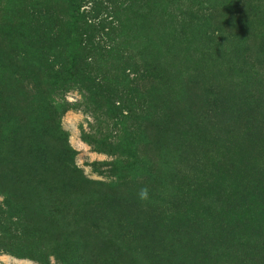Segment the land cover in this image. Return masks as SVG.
Here are the masks:
<instances>
[{
	"label": "trees",
	"instance_id": "1",
	"mask_svg": "<svg viewBox=\"0 0 264 264\" xmlns=\"http://www.w3.org/2000/svg\"><path fill=\"white\" fill-rule=\"evenodd\" d=\"M18 1L15 8L20 15L18 24L21 25L23 31L22 38L19 33L18 40L6 39V37L3 43L13 52H15L14 46L20 49L16 51V58L23 70L15 69L14 74L17 73L22 84L26 81L30 86H23L19 80L14 85V89L17 86V93L14 95L16 115L21 127L17 131L13 129L7 133L2 142L0 140V144L8 153H5L6 155L13 153L20 155L18 158L2 156L0 159V180L5 186L2 194L5 196L4 205H6L4 208L0 206L2 233L0 237H3L0 239V251L7 250L19 256L30 257L42 264H51V254L59 257L64 264H84L87 260L86 256L83 257L80 252H77L80 249L86 253L88 249V247L78 246L85 240L82 231L63 228L51 233L48 228L49 223L42 224L48 220L47 214L51 213L55 217L66 215L67 217L71 216L72 210L77 207L93 214L91 215L92 221H98L101 216L98 209L101 194L106 196L104 212L109 211L116 204L119 207L123 203L119 202V198L126 197V195L119 189L118 184L91 180L76 166L73 160L74 151L61 127V117L67 107L56 96L60 94L61 88L68 84H76L84 89L93 104L101 106L99 100L102 99L110 113L123 117L130 115L131 110L125 113L121 109V105L129 100L116 101L115 93L109 89V86L118 84L129 89L133 70L131 66L138 69L139 61H143L142 56L137 53L139 47L137 40H142V43L146 42V46L150 42L153 46L164 45L167 48L166 53L171 57L175 56L180 43L178 37L181 33V27L175 20V12L189 15L191 18H199L197 16L200 9H196V6L202 1L58 0L63 6L60 10L64 17H58L60 15L56 12L58 9L54 11L47 0H32L30 11L27 10L28 0ZM102 1L108 4L109 1L110 3L120 1L127 5L125 7L115 5L106 17H100V13L96 15L94 13L100 10ZM138 1L141 6L143 5V10L132 20L127 17L126 12L131 10ZM210 1L218 9L223 8L225 15L218 19L213 16L214 11L210 10L207 12V24L204 19L202 22L207 26L211 22L220 23L219 27L230 24L231 12L234 15L238 14V18L242 19L247 10L246 7L253 2V0ZM87 5H91V12L87 9ZM135 20L139 21V32L141 33H138L132 41V34L127 30ZM185 33L183 30L182 34L185 35ZM102 42L108 43L101 45ZM145 48L147 50V47ZM6 56L5 64L11 65L12 57L9 54ZM125 65L131 67H129L130 72L126 71ZM151 71L153 70L145 68L146 74ZM256 81L254 83L259 84V81ZM255 85L252 86L251 91H240L239 93L236 92L237 86H232L235 90L226 89L225 85L221 86L219 91L224 98L220 104L215 106L219 112L227 109L235 119L238 115L241 116L238 121L239 126L247 127L245 129L248 137L253 135L257 138L255 129L264 125V92H261V88H258L259 92H256ZM188 91L190 92L188 94L190 107L186 103L181 105L183 111L193 116L186 115V121L181 113L174 112L173 116L177 121H185L188 125L193 120L201 129L198 127L186 133L183 125L178 126L180 123H175L176 125L170 129L177 138L172 139V142L163 143V148L159 146L157 149L158 133L162 128L151 123L154 119L161 118L155 115L152 107H148L145 122H147V129L152 128L151 136L149 139L131 145L128 153L134 162L142 163L143 167L148 166L144 169V174L138 180L136 179L137 183L151 185L153 189L158 188L160 192L164 189L168 193L185 184L191 186L201 183L200 174L205 167L201 163L199 147L205 140L207 142V135L201 127L202 122L198 120L203 113L207 114L208 110L212 109L214 112V108L210 107L208 100L205 101L207 94L201 88L198 78L193 81ZM257 94L261 95L257 97ZM179 103L175 101L171 105L178 107ZM204 124L207 125V121ZM5 130L2 128L1 132L4 131L3 134H5ZM251 142L254 147L255 145L260 146L259 141L257 142L253 137H251ZM125 143L122 140L117 147L125 150L127 148ZM170 148H172L171 155L168 156L165 150L169 151ZM152 151L154 153L159 151L158 155L156 154V157L160 158L158 162L152 158L154 155ZM258 154L262 156L263 150H258ZM258 162H248L241 169L234 164L228 165L237 188L228 184L224 189V185H221L219 181L211 182L207 176V188L203 189L205 193L201 191L203 198L207 196V205L213 201L214 206L219 208L223 202H231L236 198L234 195H237L246 200V209L255 208L256 212L259 211L260 218H262L260 222H262L264 220V161L258 160ZM178 164L184 165V170L176 169ZM180 190L183 188L179 189L177 194H181ZM163 192L158 195L164 197ZM90 195H93L95 199L87 198ZM171 197L170 194L165 195L164 199H167L165 204L170 203L173 199ZM156 212L157 210L154 211ZM94 215L97 216L94 217ZM257 215L258 213L252 214L255 218ZM9 216L18 217L16 221L22 223L21 229L13 228V225L9 224ZM55 217L51 219L56 220ZM42 219L45 220L42 221ZM118 220L117 225L114 226L115 238L113 240L115 241L108 240L109 247L106 248L105 264H135V260L124 259L127 256V249L135 244L137 248L148 249L150 253L148 255L146 252L148 258L152 257L150 264H154L152 260L153 257L157 258V253L162 252L165 256L164 249H156L158 246L156 243L161 238L157 235V227L153 221L142 220L133 224L123 217ZM139 240L149 243L139 245ZM203 240H200V246L204 245ZM117 241L120 244H117ZM84 244L86 245V242ZM50 248L53 250L52 253H50ZM167 255L173 256V253L170 252ZM194 263L196 261L190 264ZM169 264L175 263L170 262Z\"/></svg>",
	"mask_w": 264,
	"mask_h": 264
},
{
	"label": "rangeland",
	"instance_id": "2",
	"mask_svg": "<svg viewBox=\"0 0 264 264\" xmlns=\"http://www.w3.org/2000/svg\"><path fill=\"white\" fill-rule=\"evenodd\" d=\"M1 1L0 140L2 142L7 133L13 129L17 131L21 127L16 115L14 95L17 93V86L14 89V85L17 80L21 84L22 81L17 73L14 74V70H23L16 58V51L20 49L14 46L15 52H13L3 42L6 37V39L18 40L19 33L22 38L23 31L21 25L18 24L20 15L15 8V4L18 5L19 1ZM47 1L54 11L57 9L60 11H56L60 14L58 17H64L60 10V7L63 6L59 4L58 0ZM201 1L202 3L196 6V9H200L197 16L199 18H191L189 15L175 12V20L181 27L178 37L180 43L178 48H175V56H169L164 45L153 46V43L150 42L146 46V42L142 43V40H137L136 43L140 47H138L137 53L142 56L143 61L138 60L140 64L138 69L131 66L132 71L129 65H125L126 71H131L129 89L118 84L109 86V89L115 93L116 101L119 99L129 100L121 105V109L125 113L131 110L130 115L123 117L110 113L102 99L99 100L101 106L93 104L84 89L76 84L66 85L59 90L61 92L56 96L67 107L61 117V127L74 151L73 160L76 166L91 180L118 184L119 189L126 195V197L119 198V202H123L119 207L116 204L112 209L104 212L106 196L101 194L98 200L100 201L98 209L101 216L98 221H92L91 215L93 214L77 207L72 210L71 216L59 215V217H55L50 213L47 214V221L42 219V221L45 220L42 224L49 223L48 228L51 233L63 228L82 231L85 237L83 242H86V245L80 242L78 246L88 247V249L86 253L80 249L77 252H80L83 257L86 256L87 260L84 264H105L106 248L109 247L108 240L115 241L113 240L115 238L114 226L117 225L118 219L121 217L130 220L133 224L142 220H150L156 224L157 235L161 238L156 243L158 245L156 249H164L163 252L166 254L164 256L162 252L157 253V258L153 257L152 260L154 264H169L170 262L190 264L193 261H196L194 264H264V220L260 222L262 218H260L259 211L256 212L255 208L246 209V200L237 195H234L236 198L231 202H223L219 208L214 206L213 201L207 205V196L206 198L201 196L204 192L203 189L207 188V176L211 182L219 181L221 185H224V189L228 184L237 188L228 165L234 164L238 169H241L248 162L264 161V125L255 129L256 137L259 140L253 135L251 136L257 142L259 141L262 147L261 149L259 145L258 147L255 145V148L251 137L247 136L248 133L245 129L247 127L242 128L238 124L241 116L238 115L237 120L227 109L219 112L215 106L220 104L224 98L219 91L223 85L226 86V89L231 90H235L232 86H237V93L248 92V90H252V86L256 84L254 81L257 79L256 82L259 81V84L255 85L256 92H259L258 88L264 92V0L258 2L253 0L249 3L242 19L238 18V14L234 15L231 12L230 24L224 27H219L221 24L214 22L208 26L203 24L202 19L207 24L208 11L213 10V16L221 19L225 15L223 12L225 10L213 6L210 0ZM32 4L33 1L28 0L27 10H31ZM241 4H243L242 1ZM115 5L125 7L127 4L120 1L115 3L109 1L108 4L106 1H102L100 10L94 14L100 13V17H106ZM86 7L91 12V5ZM142 10L143 5L141 6L138 1L131 10H127L126 15L132 19L134 16L137 17V14ZM24 11H26V7H24ZM139 25V21L135 20L127 30L132 34V41L138 33H141ZM183 30L186 32L185 35L182 34ZM107 43L102 42L101 45ZM8 54L12 57V62L7 66L5 60ZM145 68H150L153 71L146 74ZM197 78L201 82V88L207 94L205 101L208 100L210 107L214 108V112L210 109L207 114L199 110L203 115L198 121L202 122L201 127L205 130L204 134L207 135V142L205 140L199 147L201 163L205 167V170L203 168V172L200 174L202 181L196 185L185 184L174 188L170 193L161 189V192L164 191L162 193L164 197H160L158 194L161 192L158 188L153 189L151 185L137 183L148 166L143 167L142 163L134 162L128 156L129 147L136 142L149 139L151 136L152 128L147 129V122H145L148 107H152L155 115L161 118L154 119L151 123L162 128L158 133L157 149L159 146L162 147L163 143L172 142V139L177 138L170 129L173 125L180 123L178 126L183 125V128H186V133L199 127L193 120L189 122V125L185 122L186 115L191 117L193 115L183 111L181 105L186 103L189 106L191 104L188 90ZM254 78L255 80H253ZM22 85L30 86L26 81ZM259 95L261 94H257V97ZM175 101L180 102L178 107L171 105ZM174 112L183 114L185 121H177L173 116ZM205 121H207V125L204 124ZM2 128L6 129L5 134H3L4 131L1 132ZM199 129L201 128L199 127ZM122 140L126 142L125 150L117 147V144ZM257 149L263 150L262 156L258 154ZM171 150L172 148L169 151L165 150V154L170 156ZM152 152L155 155H152V158L158 162L160 158L156 157V154L158 155L159 151ZM5 153L8 154L0 144V159L2 156L7 158L20 156L14 153L11 155ZM184 167V165L178 164L175 168L182 171ZM4 187L0 180L1 208L6 206L4 205L5 196L2 194ZM145 187L149 190L147 201L139 198L141 189ZM182 188L181 194H177ZM201 191L203 192L201 193ZM167 194L173 198L168 205L165 204L167 199H164ZM93 195L87 198L95 199ZM14 206H16L15 203ZM155 210H157L156 213H154ZM256 213L258 215L255 218L252 214ZM96 216L94 215V217ZM54 217L56 220L51 219ZM17 219L18 217L11 218L9 216V224L13 225V228L21 229L22 223L16 221ZM200 240H203L204 245H199ZM116 243L120 244L119 241ZM143 243L148 245L149 242L139 240V245ZM52 251L50 248V253ZM146 252L148 249L137 248L135 244L127 249V256L124 259L135 260V264H150L149 261L152 257L148 258L150 253L148 252L147 255ZM170 252L173 253V256L167 255ZM50 262L51 264H64L55 254H51ZM0 264L42 263L30 257L1 250Z\"/></svg>",
	"mask_w": 264,
	"mask_h": 264
},
{
	"label": "clouds",
	"instance_id": "3",
	"mask_svg": "<svg viewBox=\"0 0 264 264\" xmlns=\"http://www.w3.org/2000/svg\"><path fill=\"white\" fill-rule=\"evenodd\" d=\"M139 198L144 201H147L149 199V190L147 187L141 189Z\"/></svg>",
	"mask_w": 264,
	"mask_h": 264
}]
</instances>
